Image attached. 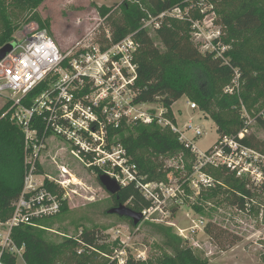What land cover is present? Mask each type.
<instances>
[{"label": "built area", "instance_id": "obj_1", "mask_svg": "<svg viewBox=\"0 0 264 264\" xmlns=\"http://www.w3.org/2000/svg\"><path fill=\"white\" fill-rule=\"evenodd\" d=\"M188 3L190 5L183 11L151 16L143 28L154 31L160 28L161 19L166 14L177 19L188 18L191 38L201 52L225 58L231 47L223 40L215 4L212 0H188ZM89 36L62 50L48 29L42 27L16 39L13 49L0 59V96L10 104L2 116L9 115L21 129L25 147L22 190L12 205L9 218L0 222V264H10L5 259L9 256L15 258L16 263L18 257L23 258L25 246H18L14 241L13 229L25 225L39 226L45 217L59 214L69 194L66 189L76 183L66 166H59L62 179L45 172L41 159L51 138L68 144L69 152L87 167L111 163L120 169L124 178L115 172L106 174L121 186L134 183L150 202L141 211L143 220L159 219L156 212H164L173 189L166 188L163 182L140 178L136 164L126 169L123 158H113L107 152L109 128H119L124 121L143 124L156 121L163 128L171 129L191 152L194 169L201 175V181L203 177L208 184L214 181L206 172L207 167H223L237 177L251 175L258 184L264 183V153L240 141L246 137L253 122L249 116L237 138L225 135L207 150H201L197 142L203 136V130L193 125V118L181 128L174 112L172 117L169 116L166 107L153 112L142 108L147 103H134L135 95H131L137 78L134 54L139 43L133 35L114 42L112 32H108L103 45ZM47 81L50 85L30 105L24 104L23 100ZM240 85V72L236 70L235 78L224 91L234 94ZM190 106L191 110L199 108L194 102ZM187 132L192 135L188 136ZM123 253L115 250L111 259L117 264H128Z\"/></svg>", "mask_w": 264, "mask_h": 264}, {"label": "rangeland", "instance_id": "obj_2", "mask_svg": "<svg viewBox=\"0 0 264 264\" xmlns=\"http://www.w3.org/2000/svg\"><path fill=\"white\" fill-rule=\"evenodd\" d=\"M122 2L123 0H45L38 7L33 5L12 7L10 0L6 2L3 0L4 6L0 5V35L9 28L18 40L26 34L45 27L62 50H67L78 39L88 34L90 39H95L103 45L106 34L112 32L111 23L123 17L120 7ZM244 3L247 2L237 1L223 9L237 13L242 10ZM258 4L264 7V0H258ZM97 6L112 8L114 12L111 19L106 21L100 15ZM6 20L9 21L7 24ZM149 33L155 36L154 30L150 29ZM155 42L162 50L164 49L158 39H155ZM247 44L249 53L252 51V54L264 58V37L250 36ZM246 51L244 50L245 54ZM249 62V68L259 67L255 61ZM244 82L240 80V92H245ZM132 93L131 95L134 96V92ZM246 95L247 102L238 110V116L231 111L225 112L224 116L238 120L252 119L246 137L255 135L264 141V129L256 120V116L262 112L264 97L248 93ZM5 101L6 99L0 96V107ZM193 102L185 96L182 97L175 102L172 114L174 112L181 128L190 118L194 119L193 125L203 130V136L197 142L198 147L207 150L221 136L217 131V124L209 113L200 108L190 109ZM142 106L143 109L153 112H159L162 107L160 103ZM132 124L128 123V125ZM110 129L109 138L106 140L107 152H110L113 158H123L126 169L131 168L130 166L135 162H131L132 157L118 137L110 135ZM187 135L190 136L192 133L187 132ZM69 148L68 144L51 138L41 159L46 173L62 179L59 166H66L72 173V181L76 182L66 189L69 194L64 201L62 211L57 215L45 217L36 227L37 230L42 231L46 240L62 242L66 238L78 237L84 229L95 228L102 237L101 244H106L107 248L96 253L97 256L92 264L113 261L111 256L115 254V250H122L125 258L140 260L141 264H163L165 258L174 257L162 234V226H166L171 227L174 234L183 239V246L191 248L204 264H264V183L258 184L254 176L237 177L229 170L223 175L220 172L223 167H207L206 172L214 180L208 184L205 182V177L201 181V175L194 169L191 155L180 152L157 157L148 150L142 149L141 152L148 164L155 162V159L164 164L165 174L152 182H163L166 188H172L173 191L165 204L164 212H156V217L159 219L143 220L135 225L130 218L108 213L109 209L117 206V196L107 191L100 182L102 174L115 172L124 178V173L111 163L105 166L87 167L69 152ZM144 171L137 169L140 178L143 177L148 181L146 179L148 174ZM231 175L242 181L243 187L250 191V194L244 195L243 208L236 204L233 188L241 182L234 180L227 182L226 177ZM237 194L242 195L240 192ZM208 222L215 223L230 234L237 235L238 241L228 249L221 250L211 242L205 232ZM198 224L200 226H197ZM16 264L26 263L24 258L18 257Z\"/></svg>", "mask_w": 264, "mask_h": 264}, {"label": "trees", "instance_id": "obj_3", "mask_svg": "<svg viewBox=\"0 0 264 264\" xmlns=\"http://www.w3.org/2000/svg\"><path fill=\"white\" fill-rule=\"evenodd\" d=\"M45 0H10L12 7L33 5L40 6ZM237 1H245L240 12L223 9ZM6 2V0H4ZM219 14L217 23L222 26L223 40L230 45L225 58L217 57L215 53H202L190 35L189 19H177L166 14L161 19V27L154 31L143 28L144 22L151 16L173 10H185L190 4L188 0H123L120 4L123 17L111 23L114 42H118L128 35H133L139 47L134 54L137 64V78L133 86L135 92L134 103H160L172 115V106L182 97L194 101L198 107L209 113L217 124V131L221 137L230 135L238 137L244 128V119L225 117V112H234L247 102V93L264 97V58L248 52L247 39L250 36L263 38L264 7H260L258 0H212ZM4 6L3 0L0 5ZM100 15L106 21L113 16V9L97 6ZM9 21L6 20L7 24ZM158 39L163 45L162 50L155 42ZM11 29L0 35V48L15 41ZM244 50H247L245 54ZM249 54V55H248ZM255 61L257 66L249 68V61ZM239 70L240 80H244L245 92L234 94L225 93L224 89L235 78V71ZM255 72V73H254ZM50 82H44L35 88L24 100L30 105ZM256 98V97H255ZM10 104L7 102L0 110V222L6 221L12 213V205L17 200L23 187L25 175V147L24 135L9 115L2 116ZM257 123L264 129V104L262 112L256 116ZM125 131L127 132L125 134ZM110 135H115L121 141L125 150L132 157L137 168L145 170L148 181L164 175V164L155 159L148 164L142 149L152 155L170 156L183 152L192 156L189 149L178 140V136L171 129L163 128L156 121L151 124L133 123L126 121L119 128H111ZM249 147L264 153V141L255 135L240 139ZM227 169L220 172L226 175ZM233 177V178H230ZM240 181L234 175L227 176L226 181ZM241 184L234 186L236 204L241 208L245 205V196L250 194ZM238 192L242 195L237 194ZM116 197L119 202L135 211L141 212L150 205L141 191L130 183L122 186ZM64 208V207H63ZM133 222V220L131 219ZM143 221V220H142ZM138 225V224H137ZM37 226H19L13 229V238L18 246H25L23 258L26 264H92L97 252L107 248L101 244L102 237L97 229H84L75 238H66L62 242H50L44 238ZM205 232L210 240L221 250L228 249L238 236L230 234L217 224L208 222ZM162 234L166 243L174 253L173 258H165L163 264H204L191 248L183 246V239L174 234L171 227L162 226ZM10 264L16 263L15 258L6 257ZM99 264H117L116 261H106ZM128 264H141L140 260L129 258Z\"/></svg>", "mask_w": 264, "mask_h": 264}, {"label": "water", "instance_id": "obj_4", "mask_svg": "<svg viewBox=\"0 0 264 264\" xmlns=\"http://www.w3.org/2000/svg\"><path fill=\"white\" fill-rule=\"evenodd\" d=\"M14 47V43H7L4 46L0 48V57L3 59L5 55L11 51ZM100 182L103 184V186L106 188L107 191H109L111 194L116 195L117 198H119V191L121 190L122 186L119 184V182L112 178L108 174H102L100 176ZM109 214H116L121 217H127L133 220V223L135 225L139 224L143 220V215L141 212L135 211L132 208L128 207L122 202H119L117 206L112 207L108 210Z\"/></svg>", "mask_w": 264, "mask_h": 264}, {"label": "crops", "instance_id": "obj_5", "mask_svg": "<svg viewBox=\"0 0 264 264\" xmlns=\"http://www.w3.org/2000/svg\"><path fill=\"white\" fill-rule=\"evenodd\" d=\"M7 102L5 101L4 104L0 107V110L3 108V106L6 104ZM175 104V103H174ZM174 107V105L172 106V108Z\"/></svg>", "mask_w": 264, "mask_h": 264}, {"label": "bare ground", "instance_id": "obj_6", "mask_svg": "<svg viewBox=\"0 0 264 264\" xmlns=\"http://www.w3.org/2000/svg\"><path fill=\"white\" fill-rule=\"evenodd\" d=\"M68 172V171H67Z\"/></svg>", "mask_w": 264, "mask_h": 264}, {"label": "flooded vegetation", "instance_id": "obj_7", "mask_svg": "<svg viewBox=\"0 0 264 264\" xmlns=\"http://www.w3.org/2000/svg\"><path fill=\"white\" fill-rule=\"evenodd\" d=\"M118 205V204H117Z\"/></svg>", "mask_w": 264, "mask_h": 264}]
</instances>
